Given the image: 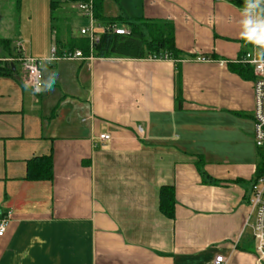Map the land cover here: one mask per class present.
<instances>
[{
    "label": "crops",
    "instance_id": "0c3cea01",
    "mask_svg": "<svg viewBox=\"0 0 264 264\" xmlns=\"http://www.w3.org/2000/svg\"><path fill=\"white\" fill-rule=\"evenodd\" d=\"M244 4L103 1L106 17L171 23L178 59L62 58L51 22L40 49L25 39L26 54L49 58L56 46L57 58L39 92L25 88L18 61L0 75V219L11 214L0 264H214L218 254L261 264L249 205L264 154L254 78L232 68L260 51L241 36ZM73 6L57 10L66 38L88 25ZM45 155L53 178L27 179L29 161ZM163 186L174 187L172 217Z\"/></svg>",
    "mask_w": 264,
    "mask_h": 264
},
{
    "label": "trees",
    "instance_id": "16d2710c",
    "mask_svg": "<svg viewBox=\"0 0 264 264\" xmlns=\"http://www.w3.org/2000/svg\"><path fill=\"white\" fill-rule=\"evenodd\" d=\"M18 9L22 0H13ZM104 0H92L94 17L99 26L108 24L126 25L130 33L127 35H117L114 33L101 34L99 41L93 46V54L99 57L120 56L131 58L145 57H162L168 55L173 59H178L181 51L176 47L174 41V26L171 23L152 20L146 18L129 19L120 15L115 18L106 17L103 12ZM89 2V0H50V17L51 29L56 33V41L58 45L59 55L65 52H74L80 50L84 56L91 54L90 40L87 36H75L68 33L62 27L56 26L58 20L57 10L62 4ZM236 5H242L243 0H232ZM77 10L76 8H74ZM71 31V30H70ZM16 44V43H15ZM2 45L8 52L10 60L7 57L0 58V75H13L16 68V60L18 56L14 54L16 45L9 38L0 40ZM237 73L244 78H254L253 67L245 62L233 65L232 67ZM177 100L179 105L182 104L183 98L181 91L178 93ZM263 149V148H261ZM264 175V154L261 156L257 165L254 181ZM53 178V160L51 155L37 156L28 163L27 179L29 180H51ZM175 205L174 187L163 186L160 190V208L161 211L169 216H173Z\"/></svg>",
    "mask_w": 264,
    "mask_h": 264
},
{
    "label": "built area",
    "instance_id": "2783aa9c",
    "mask_svg": "<svg viewBox=\"0 0 264 264\" xmlns=\"http://www.w3.org/2000/svg\"><path fill=\"white\" fill-rule=\"evenodd\" d=\"M74 8L88 19V25L80 30L81 35L87 36L90 40L91 54H93V46L99 41L101 34L114 33L117 35H127L130 33L129 29L119 24H108L99 26L94 17L93 2H79L73 4ZM99 30L101 32H99ZM16 48L18 56L13 59L20 63L23 70L22 81L28 82L30 88L31 85L37 84L42 87L43 82V67L48 62L57 58V47H52V55L49 58H36L26 54L24 51V43L18 38L16 41ZM62 58H84L80 50L74 52H64L61 55ZM59 57V58H61ZM162 58H171L167 54ZM203 61H208V58H202ZM29 62L32 68L36 71H30L28 67ZM242 62H245L253 67L254 80V139L258 148H264V57L255 55L252 52H247L242 58ZM33 89V88H32ZM100 139L107 141L111 139L109 134H101ZM249 205L252 210L255 211V223H254V238L256 241V253L258 261L264 264V175L260 176L252 184V195L249 198ZM9 213L5 217L0 219V237L4 236L9 224ZM226 258L223 254H218L214 260V264H225Z\"/></svg>",
    "mask_w": 264,
    "mask_h": 264
},
{
    "label": "rangeland",
    "instance_id": "374dc122",
    "mask_svg": "<svg viewBox=\"0 0 264 264\" xmlns=\"http://www.w3.org/2000/svg\"><path fill=\"white\" fill-rule=\"evenodd\" d=\"M50 22V0H22L20 9L13 0H0V40L9 38L15 44V41L20 38L25 42L26 47L25 39L27 38L32 40L34 48L38 50L41 48L42 38L47 36ZM55 24L60 26V23L55 22ZM74 24L76 25L75 22ZM71 34L78 35L79 33L74 31ZM3 49L5 48L0 45V58L4 59ZM16 67L19 69L17 64Z\"/></svg>",
    "mask_w": 264,
    "mask_h": 264
},
{
    "label": "clouds",
    "instance_id": "9594fccd",
    "mask_svg": "<svg viewBox=\"0 0 264 264\" xmlns=\"http://www.w3.org/2000/svg\"><path fill=\"white\" fill-rule=\"evenodd\" d=\"M242 16L244 17L241 21L243 26L242 38L257 46L260 49L257 55L264 57V0H245ZM28 67L32 72L36 71L35 68L31 67L30 62ZM24 86L26 89L30 87L28 82H25ZM31 86L34 93L41 90L37 84ZM45 87H50V81L45 82Z\"/></svg>",
    "mask_w": 264,
    "mask_h": 264
}]
</instances>
